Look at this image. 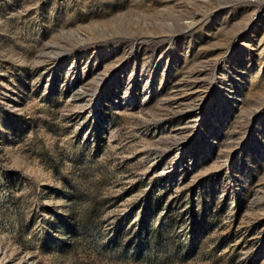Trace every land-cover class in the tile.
Segmentation results:
<instances>
[{
	"label": "rangeland",
	"instance_id": "1",
	"mask_svg": "<svg viewBox=\"0 0 264 264\" xmlns=\"http://www.w3.org/2000/svg\"><path fill=\"white\" fill-rule=\"evenodd\" d=\"M0 264H264V0H0Z\"/></svg>",
	"mask_w": 264,
	"mask_h": 264
}]
</instances>
